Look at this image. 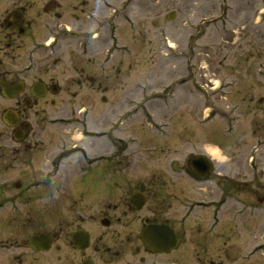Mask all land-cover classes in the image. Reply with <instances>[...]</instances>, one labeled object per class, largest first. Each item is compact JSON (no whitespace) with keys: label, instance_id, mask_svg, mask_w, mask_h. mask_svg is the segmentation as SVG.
I'll use <instances>...</instances> for the list:
<instances>
[{"label":"rangeland","instance_id":"rangeland-1","mask_svg":"<svg viewBox=\"0 0 264 264\" xmlns=\"http://www.w3.org/2000/svg\"><path fill=\"white\" fill-rule=\"evenodd\" d=\"M8 2L0 0L2 6ZM108 2L113 11L101 6L98 20L103 28L93 42L102 48L96 56L106 92L84 89L89 94L82 100L44 105L45 115L39 108H28L29 123L40 138L36 150L20 155L10 148L11 130L1 120L13 101L0 97V201L8 202L0 209V218L13 216V224L22 226L7 228L6 235L57 233L59 241L36 256L38 264H69L65 260L72 253L66 236L76 225L72 228L68 223V192L61 189L50 196L36 186L29 188V194L22 190V199L14 201L18 192L12 183L27 184L34 178L50 181L48 190L54 183L57 186L73 162L65 160L71 166L66 164L54 175L50 161L72 145L85 147L95 157L101 145L95 132L103 116L107 127L113 122L120 129L131 125L143 148H157L154 155L145 154L152 172L165 174L171 160L182 163L191 155H204L202 146L207 142L218 144L229 155L222 163L213 162L210 181L177 178L178 191L171 194L178 198L170 200L165 215L184 237L173 252L158 260L264 264V0ZM169 13H173L171 20ZM88 21L87 32L94 26ZM76 110L82 114L73 113ZM26 195L33 199L24 201ZM225 197H230L227 206L217 212L214 205ZM85 203L89 205L86 217L94 214L93 198L86 197ZM37 204L38 218L22 219L26 208ZM197 223L204 226L200 232ZM83 225L93 237L100 233L94 223ZM253 247L256 252L249 253ZM20 253L24 259L32 255L26 247H16L8 249L6 256L10 260ZM132 258L127 252L116 260L105 255L98 264H126Z\"/></svg>","mask_w":264,"mask_h":264},{"label":"flooded vegetation","instance_id":"flooded-vegetation-1","mask_svg":"<svg viewBox=\"0 0 264 264\" xmlns=\"http://www.w3.org/2000/svg\"><path fill=\"white\" fill-rule=\"evenodd\" d=\"M101 6L112 9L108 0H9L4 6L0 4V97L13 101L10 110L18 116L14 127L6 126L11 130L10 148L18 155L36 150V144L39 143V134L35 128L32 129L28 120V108H39L37 111L45 115L44 105L55 106L57 101L65 104L72 99L82 100L89 94L84 89L96 93L107 91L102 83L103 67L96 56L102 48L93 43L103 28L98 20L103 9ZM87 21L94 25L88 32ZM101 101H106L105 97H101ZM58 113L64 112L58 110ZM78 113L82 114V111ZM99 123L100 129L95 134L101 145L95 157H90L85 147L77 145L60 151L56 161H50L54 175L62 172L65 166H71L65 160L70 158L73 165L72 170L60 178L57 186L55 183L52 185L53 191L48 190L47 186L51 183L48 180L43 183V180L33 178V182L27 184L15 181L12 184L18 193L14 201L36 186L49 191L50 196L61 189L68 192V223L70 227H76L66 236L72 253V257L67 258L68 262L65 260L66 263L98 264L105 255L116 260L127 252L133 258L126 264H165L157 258L162 254H153L142 245L140 231L149 224H167L173 228L171 217L166 216L165 211L171 206L170 200L178 198L171 192L178 191L179 176L184 175L196 183L206 180L191 170L189 161L193 156L182 163L171 160L165 174L152 172L149 170V157L145 154H152L156 147L143 148L140 139H136L134 131L129 128L131 125L120 129L113 122L107 127L103 116L99 118ZM13 144L17 146L15 149ZM74 155L76 157L73 159ZM39 169L42 170L41 167ZM35 197L39 200V195ZM86 197L96 202L95 213L87 217L89 205L85 203ZM25 198L23 200L26 202L33 199L30 195ZM7 203L0 201V209ZM222 206L216 205V211H220ZM29 208H32V212H28ZM34 208L40 210L39 204L26 208L27 216L22 219L35 221L38 210ZM14 218H8L6 214L0 218V264H38L36 256L40 252L33 251L28 246V240L39 233L27 237H9L6 235L7 228L22 227L13 224ZM85 222L94 223L100 233L93 237L87 231L89 243L82 249L74 243L72 236L76 231L86 230L83 225ZM202 227L201 223L196 224L198 230ZM174 229L178 245L184 232L180 235ZM40 233H47L52 238V245L59 241L57 233ZM80 244L83 242L80 241ZM16 247H26L32 255L24 259L20 253L9 260L6 252ZM255 248L249 253L256 252ZM57 249H60L59 245ZM223 252L224 255L227 253L225 247Z\"/></svg>","mask_w":264,"mask_h":264},{"label":"water","instance_id":"water-1","mask_svg":"<svg viewBox=\"0 0 264 264\" xmlns=\"http://www.w3.org/2000/svg\"><path fill=\"white\" fill-rule=\"evenodd\" d=\"M170 18H172L170 16ZM143 243L154 252L168 253L175 245L173 232L166 226H149L142 231ZM32 245L42 246V249H47L50 244V237L40 235L31 239Z\"/></svg>","mask_w":264,"mask_h":264},{"label":"clouds","instance_id":"clouds-1","mask_svg":"<svg viewBox=\"0 0 264 264\" xmlns=\"http://www.w3.org/2000/svg\"><path fill=\"white\" fill-rule=\"evenodd\" d=\"M100 5H97L99 8ZM203 154L212 162L222 163L229 159L227 151L221 148L218 144L207 142L202 146Z\"/></svg>","mask_w":264,"mask_h":264}]
</instances>
